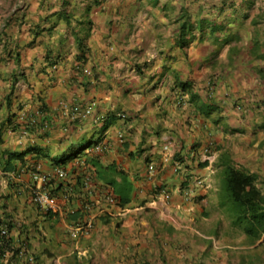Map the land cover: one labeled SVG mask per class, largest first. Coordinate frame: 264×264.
<instances>
[{"label": "crops", "instance_id": "obj_1", "mask_svg": "<svg viewBox=\"0 0 264 264\" xmlns=\"http://www.w3.org/2000/svg\"><path fill=\"white\" fill-rule=\"evenodd\" d=\"M184 15L194 29L180 48ZM76 38L85 39L84 63ZM92 103L90 115L71 116ZM41 107L50 125L31 133L21 109ZM98 132L106 149L66 164L67 177L49 188L54 213L40 211L25 170L36 160L12 154L36 148L53 157ZM212 144L237 168L264 175V0H30L10 18L0 14V231L10 225L11 245H25L34 264H180V230L195 207L186 179L196 173L210 184L196 201L220 189L215 165L201 166ZM180 152L188 166L175 173ZM112 169L129 178L130 196ZM88 219L94 229L72 238L70 226ZM234 228L227 252L214 244L213 255L264 264V234L251 244L236 227L240 244ZM7 251L0 264L26 263Z\"/></svg>", "mask_w": 264, "mask_h": 264}, {"label": "trees", "instance_id": "obj_2", "mask_svg": "<svg viewBox=\"0 0 264 264\" xmlns=\"http://www.w3.org/2000/svg\"><path fill=\"white\" fill-rule=\"evenodd\" d=\"M69 15L65 14V19L68 20ZM192 23L189 19V16L184 15L180 20V48H186L189 45V41L186 40V36L190 34V29H192ZM193 30V29H192ZM83 38H76L77 45L80 48V56H77V61L80 63L86 62L85 51L86 45L84 44ZM191 84L180 83V90L183 93L184 91L190 88ZM23 109H21L22 111ZM27 111V110H25ZM28 112V111H27ZM35 113L34 111H29L27 115V120L24 122L27 125V129L31 131V133L35 132L38 129H41L45 132V130L49 127L50 122L49 118H47V109L46 107L39 108ZM20 117V115H19ZM32 118V119H31ZM11 121V120H9ZM5 126V124H3ZM2 125V126H3ZM110 128V125L105 124L103 127V131H107ZM101 141V140H100ZM100 141L91 140L86 146L81 148H77L78 144L71 143L70 146L66 148L61 147L60 153L64 154L62 159H56L51 156V154L42 149H28L27 151L13 153L16 159H21V164L23 161L22 157L26 155H32L33 159L36 160L33 168L31 166L27 167L25 170H38L37 166H39V160H48L51 161L55 168H67L66 164H68L72 160H76L81 155L87 156V153H84L88 149L92 148L95 144ZM102 142V141H101ZM213 145V144H212ZM215 146V145H214ZM107 147V146H106ZM74 150L73 155H68V152ZM216 151H221L219 155V159L215 163V168L218 169V178L220 179L223 191L220 190V203L219 207L224 211L225 214L228 215L229 219H231V223L233 226L240 228L245 235L248 237L249 243H256L264 234V175L259 173H251L245 170L239 169L235 166L234 161L230 154L222 150L221 147H217ZM94 155H101L94 154ZM176 161L180 163H185L186 158L180 152L176 156ZM88 164V163H87ZM207 163H202L201 166H206ZM67 171V170H66ZM79 213V210H75ZM54 213L53 210H47L45 214ZM10 227V225H9ZM6 226L9 234V228ZM6 235L2 241L0 240V258H4L5 255H8L7 249L11 251V257H15L16 255L23 252L25 255L29 254V251L26 250L25 245H21V248H15L11 245L12 238L9 235ZM34 257L35 255L31 253ZM8 260V259H7ZM10 262V259H9ZM7 264H10V263ZM26 262V261H25ZM25 264H28L27 262Z\"/></svg>", "mask_w": 264, "mask_h": 264}, {"label": "rangeland", "instance_id": "obj_3", "mask_svg": "<svg viewBox=\"0 0 264 264\" xmlns=\"http://www.w3.org/2000/svg\"><path fill=\"white\" fill-rule=\"evenodd\" d=\"M30 0H0V14L6 13V16H10L16 12L22 5H29ZM6 9V10H5ZM195 27V25H194ZM199 30L203 28V24H198ZM194 29V28H192ZM192 29H190V34H192ZM100 136V132L95 135V139ZM89 143L88 139L81 140L77 148L86 146ZM51 153V152H50ZM74 150L68 152V155H73ZM64 157L63 153H58L54 155L53 158L62 159ZM242 162V161H241ZM241 162H238L239 166ZM242 169V167H239ZM112 179L117 177L119 182H116V187H119L125 196H130V192L133 188L129 178L119 173L116 170H111L109 172ZM186 183V182H185ZM187 184V183H186ZM217 184L220 189L218 193L213 194L210 200L204 201H194V213L192 214V220H188L185 223L186 228L180 230V264H224V259L220 256L217 257L213 255L212 248L214 244L217 245V249H221L222 253L224 251V245L227 239H230V230L234 228L231 224V219L224 211H220L217 203L220 202V190L223 191V186L221 181L218 179ZM117 191L120 189L115 188ZM204 199V198H203ZM21 202H25V196L22 195L20 198ZM190 219V218H189ZM184 220V219H183ZM238 228H234L232 231L239 234L236 239L234 236V242L238 241L241 243H247L245 238H241V233ZM212 236V237H211ZM219 254V253H218Z\"/></svg>", "mask_w": 264, "mask_h": 264}, {"label": "built area", "instance_id": "obj_4", "mask_svg": "<svg viewBox=\"0 0 264 264\" xmlns=\"http://www.w3.org/2000/svg\"><path fill=\"white\" fill-rule=\"evenodd\" d=\"M93 107H94L93 103L87 109H85V108L82 109L80 107L79 108L76 107L72 110V112L70 114L73 117L81 115L83 113L86 115H90L93 111ZM28 113L29 112H27V111H23V110L21 111L20 119L23 122H25L27 120L26 117H27ZM35 113H37V112L35 111ZM105 149H106L105 143L100 142V143L95 144L92 148H90L89 153L90 154H99V153H102ZM213 158H214L213 156H211V157L210 156H204V160L210 161V162H212ZM149 168H150V171H154V169H155L154 165H150ZM179 168H180V165H178L174 170L177 172ZM56 175H57V177L64 179L67 177L68 173L64 169H58V170H56ZM31 177H32L34 182L41 183V184H47L51 179L50 174L38 173V172H32ZM190 180H191L190 186L185 191V196L187 199H190L192 197L193 188L195 186H203L204 185V181L199 179V178H192ZM161 192L165 194L166 190L162 189ZM31 198H32L33 203L36 206H38L39 208H41L42 210H44V211L54 210L53 199H52L51 194L49 192L42 190V189H39L37 187V188L32 189ZM92 228H93V221L91 219L86 221V222H78V223H76L70 227V234L72 237H77L81 234L88 233V231L91 230ZM7 234H8V230L5 227L4 229L1 230V235L3 237H5ZM5 257H6V255H5ZM26 262L28 264H34L35 263V257L32 254L27 253Z\"/></svg>", "mask_w": 264, "mask_h": 264}, {"label": "clouds", "instance_id": "obj_5", "mask_svg": "<svg viewBox=\"0 0 264 264\" xmlns=\"http://www.w3.org/2000/svg\"><path fill=\"white\" fill-rule=\"evenodd\" d=\"M167 147H165V149H166ZM215 148L216 147H213V145H207V148H206V154H205V156H213L214 158H213V160H212V162H210V161H206V160H204V162L203 163H207V165L208 164H213V165H215V163L217 162V160L219 159V156H216V153H217V151L215 150ZM195 157V156H194ZM166 161H169V158H167L166 159ZM187 161V160H186ZM174 162H176L177 164H176V166H175V168L178 166V165H180V168L178 169V171L177 172H179V171H181V170H183V169H186V166H188V162H185L184 164L183 163H180V162H178V161H174ZM150 165H154V164H149V166H148V169H149V171H150ZM154 167H155V165H154ZM37 168H38V166H37ZM174 168V169H175ZM58 169H62V168H54L52 171H46V172H43V171H34V170H32V169H30V170H27V171H29V175H30V178H31V182H32V185H31V188H30V196H32V189H34V188H39V189H42V190H45V191H47V192H49L50 194H51V197H53L52 196V193L50 192V185L51 184H53V183H55V180L57 179V178H59V177H57V175H56V170H58ZM39 170V169H38ZM154 171H155V169H154ZM154 171H150L151 173H153ZM175 171V170H174ZM32 172H38V173H48V174H50L51 175V179H50V181L47 183V184H41V183H37V182H34L33 181V179H32V177H31V174H32ZM176 171H175V173H177ZM195 175H196V177H191V179L192 178H199V179H201V180H203L204 181V185L203 186H195L194 188H193V195H192V197L190 198V199H188L189 201H195V198L197 197V195H196V190H198V189H200V188H204V187H209V182L207 181V179L206 178H204V177H201V176H197V174L195 173ZM188 179H189V177H188ZM188 179H186V183H184L185 184V186L183 187V193H184V195H185V191L189 188V186H190V179L188 180ZM162 189H164V190H166L165 188H161L160 189V191H162ZM166 193H167V190H166ZM186 197V196H185ZM53 199V198H52ZM111 199H113L114 200V198H111ZM31 200H32V198H31ZM33 202V201H32ZM34 204V203H33ZM35 205V204H34ZM36 206V205H35ZM40 211H42V212H44V210H42L41 208H39L38 206H36ZM54 211V210H53ZM88 220H90V219H88ZM88 220H86V221H88ZM86 221H80V222H86ZM93 222H94V220H92ZM76 223H78V222H76ZM75 223V224H76ZM74 225V224H73ZM73 225H71V226H73ZM70 226V227H71ZM94 229V223H93V228L91 229V230H89L88 231V233L90 232V231H92ZM88 233H86V234H81V235H79V236H77V237H72L71 236V234H70V236L72 237V238H78V237H80V236H83V235H87ZM4 237L1 235V231H0V240L2 241V239H3ZM35 261H36V257H35Z\"/></svg>", "mask_w": 264, "mask_h": 264}]
</instances>
